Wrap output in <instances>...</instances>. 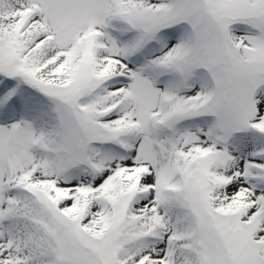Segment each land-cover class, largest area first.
Segmentation results:
<instances>
[{
    "label": "snow or ice",
    "instance_id": "snow-or-ice-1",
    "mask_svg": "<svg viewBox=\"0 0 264 264\" xmlns=\"http://www.w3.org/2000/svg\"><path fill=\"white\" fill-rule=\"evenodd\" d=\"M0 264H264V0H0Z\"/></svg>",
    "mask_w": 264,
    "mask_h": 264
}]
</instances>
